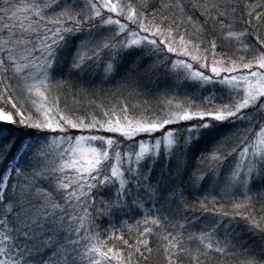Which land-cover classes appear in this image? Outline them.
<instances>
[{
    "label": "snow or ice",
    "instance_id": "snow-or-ice-1",
    "mask_svg": "<svg viewBox=\"0 0 264 264\" xmlns=\"http://www.w3.org/2000/svg\"><path fill=\"white\" fill-rule=\"evenodd\" d=\"M0 264H264V0H0Z\"/></svg>",
    "mask_w": 264,
    "mask_h": 264
}]
</instances>
